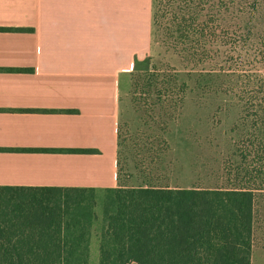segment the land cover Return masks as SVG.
Wrapping results in <instances>:
<instances>
[{
	"label": "crops",
	"instance_id": "crops-1",
	"mask_svg": "<svg viewBox=\"0 0 264 264\" xmlns=\"http://www.w3.org/2000/svg\"><path fill=\"white\" fill-rule=\"evenodd\" d=\"M152 13L153 0H0V188L93 189L101 203L119 187L120 81Z\"/></svg>",
	"mask_w": 264,
	"mask_h": 264
},
{
	"label": "rangeland",
	"instance_id": "rangeland-1",
	"mask_svg": "<svg viewBox=\"0 0 264 264\" xmlns=\"http://www.w3.org/2000/svg\"><path fill=\"white\" fill-rule=\"evenodd\" d=\"M155 1L167 22L164 8L173 0ZM174 1L179 15L188 5L193 23L205 29L193 36L202 44L186 59L166 44L164 30L151 33L121 77L123 182L138 185L147 176L180 187H253L254 245L264 248V0ZM156 69L182 84L175 99L164 90L171 97L148 98L142 80L136 88L140 74ZM91 247L90 264H99L98 245ZM263 253L254 250V264H264Z\"/></svg>",
	"mask_w": 264,
	"mask_h": 264
},
{
	"label": "trees",
	"instance_id": "trees-1",
	"mask_svg": "<svg viewBox=\"0 0 264 264\" xmlns=\"http://www.w3.org/2000/svg\"><path fill=\"white\" fill-rule=\"evenodd\" d=\"M155 2L152 36L164 30L168 46L196 58L202 43L193 36L205 29L193 23L189 6L181 16L174 0L166 3L164 22ZM160 71L140 74L136 88L142 80L148 98L162 101L164 90L175 99L182 84ZM118 139L120 185L101 203L93 189L0 188V264H90L93 234L99 264H252L255 188L180 187L147 176L127 185L121 126Z\"/></svg>",
	"mask_w": 264,
	"mask_h": 264
}]
</instances>
